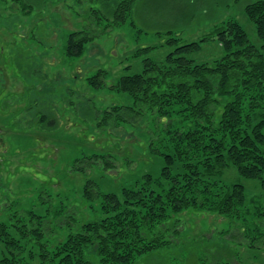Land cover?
<instances>
[{"label": "rangeland", "instance_id": "obj_1", "mask_svg": "<svg viewBox=\"0 0 264 264\" xmlns=\"http://www.w3.org/2000/svg\"><path fill=\"white\" fill-rule=\"evenodd\" d=\"M108 1L0 0V224L20 244L17 263L42 264L45 249L106 218L110 195L147 183L168 194L174 175L184 173L180 161L169 167L170 178L163 171L166 156L179 155L189 140L180 135L200 127L191 109L172 101L131 117L134 98L117 89L122 77L142 73L146 59L165 62L173 38L186 45L210 37L191 57L214 63L225 53L218 28L230 20L261 45L246 13L259 0H135L123 24L111 20ZM85 30L94 39L71 56L70 35ZM98 74L101 88L90 84ZM259 84L249 95H264ZM257 112L264 121L263 104ZM217 180L243 186L240 207L225 214L209 199L168 208L167 219L148 231L157 248L132 264H264L262 181L234 165ZM27 214L46 220V235L20 233L17 220ZM4 238L0 257L9 255Z\"/></svg>", "mask_w": 264, "mask_h": 264}, {"label": "trees", "instance_id": "obj_2", "mask_svg": "<svg viewBox=\"0 0 264 264\" xmlns=\"http://www.w3.org/2000/svg\"><path fill=\"white\" fill-rule=\"evenodd\" d=\"M19 1L13 0L17 4ZM134 1H108L107 9L113 4V23L126 22ZM246 11L256 27L259 47L239 23L230 20L218 28L225 53L214 63H197L191 57L210 37L186 45L173 38L169 45L174 50L165 62L146 59L142 73L122 77L117 89L134 98V106L127 108L131 117L162 109L172 101L186 103L191 109L193 121L200 127L180 135L189 140L180 145L179 155L166 156L167 167L163 171L170 178L169 167L180 161L184 173L174 175L168 194L157 193L147 183L148 188L124 190L122 197L110 195L107 217L84 224L54 251L45 249L42 264H132L137 257L157 248V241L148 231L167 219L168 208L177 212L212 199L211 208L232 213L243 203V186L226 187L217 180L231 165L242 176L261 180L264 186V121L259 120L257 112L258 105L264 106V95L257 91L249 95L252 87L264 84V0L250 4ZM93 39L86 30L70 35V55L80 56ZM100 76L91 78L90 84L101 88ZM222 104L224 109L218 118ZM120 119L124 120L123 116ZM35 220L27 214L17 220L24 224L16 227L25 236L46 235V220ZM0 234L5 236L2 241L9 251V255L0 257V264H30L15 261L14 258L21 259L20 244L9 224H0Z\"/></svg>", "mask_w": 264, "mask_h": 264}]
</instances>
